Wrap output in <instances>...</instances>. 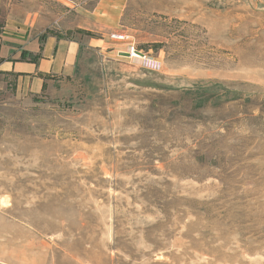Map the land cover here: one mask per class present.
I'll return each instance as SVG.
<instances>
[{
  "label": "rangeland",
  "instance_id": "obj_1",
  "mask_svg": "<svg viewBox=\"0 0 264 264\" xmlns=\"http://www.w3.org/2000/svg\"><path fill=\"white\" fill-rule=\"evenodd\" d=\"M0 19L82 43L41 94L0 78V264H264V0H0Z\"/></svg>",
  "mask_w": 264,
  "mask_h": 264
},
{
  "label": "crops",
  "instance_id": "obj_2",
  "mask_svg": "<svg viewBox=\"0 0 264 264\" xmlns=\"http://www.w3.org/2000/svg\"><path fill=\"white\" fill-rule=\"evenodd\" d=\"M38 25L0 19V78L29 95L41 94L70 75L82 47L79 39L59 34L58 24Z\"/></svg>",
  "mask_w": 264,
  "mask_h": 264
},
{
  "label": "built area",
  "instance_id": "obj_3",
  "mask_svg": "<svg viewBox=\"0 0 264 264\" xmlns=\"http://www.w3.org/2000/svg\"><path fill=\"white\" fill-rule=\"evenodd\" d=\"M111 37L115 39H124V35L122 34H111ZM132 51H135L133 47L129 49L128 53H131ZM135 53H137V51H135Z\"/></svg>",
  "mask_w": 264,
  "mask_h": 264
},
{
  "label": "bare ground",
  "instance_id": "obj_4",
  "mask_svg": "<svg viewBox=\"0 0 264 264\" xmlns=\"http://www.w3.org/2000/svg\"><path fill=\"white\" fill-rule=\"evenodd\" d=\"M127 54L130 56H136V57H140V58L144 57V55L142 53H140V52L135 53V51H132L131 53H127Z\"/></svg>",
  "mask_w": 264,
  "mask_h": 264
},
{
  "label": "water",
  "instance_id": "obj_5",
  "mask_svg": "<svg viewBox=\"0 0 264 264\" xmlns=\"http://www.w3.org/2000/svg\"><path fill=\"white\" fill-rule=\"evenodd\" d=\"M123 55H127V53H122Z\"/></svg>",
  "mask_w": 264,
  "mask_h": 264
}]
</instances>
